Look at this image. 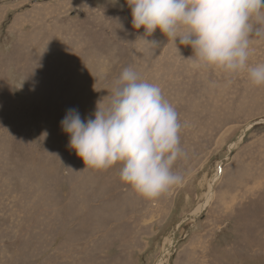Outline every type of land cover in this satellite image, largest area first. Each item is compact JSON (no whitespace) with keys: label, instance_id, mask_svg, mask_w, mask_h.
<instances>
[{"label":"rangeland","instance_id":"obj_1","mask_svg":"<svg viewBox=\"0 0 264 264\" xmlns=\"http://www.w3.org/2000/svg\"><path fill=\"white\" fill-rule=\"evenodd\" d=\"M142 32L126 0H0V264H264V85L191 70L159 30L152 56ZM128 66L183 125V182L155 199L84 169L60 127Z\"/></svg>","mask_w":264,"mask_h":264},{"label":"clouds","instance_id":"obj_2","mask_svg":"<svg viewBox=\"0 0 264 264\" xmlns=\"http://www.w3.org/2000/svg\"><path fill=\"white\" fill-rule=\"evenodd\" d=\"M131 26L143 29L140 41L154 56L159 30L175 54L196 72L231 77L244 74L251 86L264 85V63L250 64L253 38L264 40V0H126ZM165 46V45H164ZM180 46L190 47L184 58ZM134 56L138 53L134 50ZM90 117L70 108L60 121L68 147L85 167L106 170L119 165V179L144 199H155L183 182L174 170L186 155L182 124L159 85L125 67ZM83 169V170H84Z\"/></svg>","mask_w":264,"mask_h":264},{"label":"bare ground","instance_id":"obj_3","mask_svg":"<svg viewBox=\"0 0 264 264\" xmlns=\"http://www.w3.org/2000/svg\"><path fill=\"white\" fill-rule=\"evenodd\" d=\"M229 179H230V178H229ZM198 211H200V208H198V209H195V213H196V212H198ZM158 264H163V261H162V262H161V261H159V262H158Z\"/></svg>","mask_w":264,"mask_h":264}]
</instances>
